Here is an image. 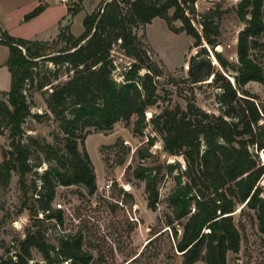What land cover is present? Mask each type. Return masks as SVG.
<instances>
[{"label":"trees","instance_id":"16d2710c","mask_svg":"<svg viewBox=\"0 0 264 264\" xmlns=\"http://www.w3.org/2000/svg\"><path fill=\"white\" fill-rule=\"evenodd\" d=\"M83 1L76 0L70 14L78 15ZM198 2L104 0L99 10L84 19L81 36H74L69 27L61 30L58 41L64 46L55 52L48 42L16 38L0 30V44L9 49L7 66L11 73L10 92L0 93L8 98H0V137L7 133L10 141V149H1L0 180L7 184L14 173L22 180L36 169L30 164V143L41 145L26 137L23 127L31 116L24 93L26 83L34 82L41 60L55 67V81L61 78L59 69L66 67L69 75L65 82L55 85L43 77L40 83V87L51 86L46 104L60 122L67 156L56 154L58 168L41 177L37 201L39 211H51L47 219L63 223L62 211L51 210L58 186L82 185L89 195L97 191L90 156L86 150L79 151V142L84 145L86 136L91 134L86 129L108 132L116 124L124 123L133 124L134 131L140 132L146 110L159 100L158 79L164 72L143 47L136 29L163 19L174 31L172 24L180 21L198 50L188 62L186 83L207 84L219 90L216 96L219 113L207 112L189 101L185 110L167 108L151 118L164 149L173 156H182L203 185L196 181L192 185L189 177L186 185L170 197L175 221L186 220L176 250L183 256V264L198 261L227 264V254L238 253L241 246V234L233 218L238 204L244 205L242 210L255 212L259 230L264 234V190L259 184L264 176L260 160L264 152V115L247 89L252 82L264 85L260 61L264 56V0H240L235 7V14L244 25L237 37L235 63L216 50L222 45L219 22L224 12L216 8L198 15L195 8ZM43 11L44 6L40 5L26 16V21ZM198 17L200 28L195 25ZM117 43L134 60L122 84L113 79L111 52ZM25 138L30 142L26 143ZM43 146L53 149L47 143ZM148 172V168L140 166L135 177L146 180L148 207L154 211L159 196ZM175 236L178 238L177 231ZM82 243L83 236L79 233L61 237L60 247H55L41 230L31 232L19 243V252L0 260V264H30L32 249L38 250L47 264H64L68 260L70 264H92L94 255L83 250Z\"/></svg>","mask_w":264,"mask_h":264},{"label":"rangeland","instance_id":"374dc122","mask_svg":"<svg viewBox=\"0 0 264 264\" xmlns=\"http://www.w3.org/2000/svg\"><path fill=\"white\" fill-rule=\"evenodd\" d=\"M54 1L57 0H51L49 3L53 4ZM98 1H83L81 12L74 18L72 26L75 36L83 34L84 18L103 5L98 4ZM239 1L199 0L195 7L198 15L216 8H221L224 12L219 22L222 45L216 50L222 52L232 63L236 62L238 33L244 27L235 14V7ZM5 7V2L0 0V9L3 10ZM61 12V7L52 5L45 22L26 25L22 23L19 12L16 11L0 18V30L18 38L35 35L50 38L57 31L51 21ZM172 14L173 11L170 12V15ZM67 19H70V15ZM198 21L199 17L195 25L200 28ZM172 27L174 31L170 29L167 21L155 19L152 24L136 29L143 47L164 72L158 79L159 100L146 110V119L141 131L136 132L133 124L126 126L124 123L116 124L113 130L108 132L96 131L95 128L86 129L91 134L86 136L84 145L79 142V151L86 150L90 156L96 173V182L98 180L97 191L89 195L82 185L58 186L55 190L51 210H57L58 203L65 206L62 213L66 236L82 234L83 250L94 255L92 264H127L136 258L131 264H183V256L176 250V244L182 236L186 220L175 221L170 197L176 190L186 185L189 177L192 179V185L194 181L203 185L198 174L188 169V164L182 156H173L164 149L162 137L155 131L151 118L167 108L180 107L185 110L189 101H194L207 112L218 114L216 96L219 90L207 84L191 86L186 83L188 62L198 50L194 49V39L183 31L182 22H174ZM262 40L264 41V37ZM48 43L52 47V52L64 46L58 41V37ZM111 57L115 68L113 79L122 84L124 75L134 60L125 55L120 43L114 45ZM260 61L264 69V56ZM54 71L55 67L52 64L39 61L34 82L26 83L24 88L31 107V116L23 127L26 137L35 139L41 146L30 143L32 150L30 164L36 169L22 180L15 173L7 184L0 180V260L13 257L15 252L20 250L19 243L29 233L39 230L45 234L50 244L55 247L61 245V237L46 235L48 229H53L55 222L42 220L39 217L41 211L37 207L38 192L43 181L41 177L47 171L58 168L56 154L67 156L65 135L61 131L60 122L51 114L46 104L52 91L51 86L40 87L43 77L55 85L68 80L66 67L59 69L61 78L58 81L53 78ZM145 72L146 70H143L141 73ZM247 89L255 97L264 115V85L252 82ZM0 98L8 99L1 96ZM25 142L30 141L25 138ZM44 143L52 145L53 149L44 148ZM1 149H10L7 133L0 137ZM260 160L264 164V152H261ZM140 166L149 169L147 176L152 180V185L159 196L154 211L148 207L146 180L135 177V171ZM108 182L114 184L112 192L105 189ZM127 182L131 184L132 190L123 194L119 185ZM259 184L264 190V176ZM196 188L199 192V188ZM202 193L208 194L204 190ZM243 207L244 205L238 204L233 217L242 238L240 251L229 252L227 264H264V234L259 230L255 212L247 208L242 210ZM171 222L174 224L169 227ZM175 231L178 232V238ZM30 264L47 263L38 250L32 249ZM195 264L206 263L198 261Z\"/></svg>","mask_w":264,"mask_h":264},{"label":"crops","instance_id":"0c3cea01","mask_svg":"<svg viewBox=\"0 0 264 264\" xmlns=\"http://www.w3.org/2000/svg\"><path fill=\"white\" fill-rule=\"evenodd\" d=\"M2 1L5 2L6 7L3 10L0 9V18L4 15H10L13 12L18 11L20 15V20H22V23L26 25L27 24L30 25L32 23H36L39 21L45 22L47 20L46 15L50 11V8L52 5H56L57 8H60V7L62 8V12L58 13V16H56L51 21L52 26L57 30L54 35H52L50 38H42V37H39L38 35H35L34 37H23L22 39H26L29 41L49 42L57 38L60 35L61 30L66 27H69L72 32L74 18L77 15L73 16L72 14H70L69 9L74 6V4L76 3L75 2L76 0L74 1L73 0H57L56 2L54 1L53 4L49 3L51 0H2ZM103 1L104 0H99L98 4L103 3ZM132 1H136V0H132ZM40 5L44 6V11L40 15L26 21V16L32 13L34 10H36ZM83 8H84V5H83ZM94 10L93 12L96 11ZM69 15H70V19H67L69 18ZM73 35L75 36L74 33ZM76 37H79V36H76ZM8 58H9V49L6 46L0 44V93H9L11 90V73L7 66ZM1 162H2V153L0 150V163ZM97 183H98V180H97Z\"/></svg>","mask_w":264,"mask_h":264},{"label":"built area","instance_id":"2783aa9c","mask_svg":"<svg viewBox=\"0 0 264 264\" xmlns=\"http://www.w3.org/2000/svg\"><path fill=\"white\" fill-rule=\"evenodd\" d=\"M106 191L107 192H112L114 190V184L113 182H108L107 185L105 186ZM119 188L121 189V191L123 192V194H127L130 193L132 190V186L129 182L127 183H123L119 185ZM57 210L59 211H64L65 210V206L62 203H58L57 204ZM51 214V211L48 210L46 212L41 211L39 214V217L47 222H51L54 221L55 225L53 227V229H48V231L46 232V235L48 237H50L52 235V237H63L67 235V231L64 229L65 225L63 223H60L58 221H56L55 219H47V216ZM71 260L65 261L64 264H70Z\"/></svg>","mask_w":264,"mask_h":264}]
</instances>
